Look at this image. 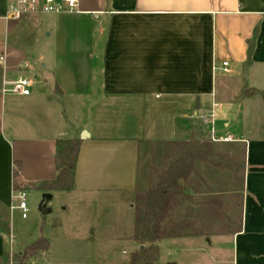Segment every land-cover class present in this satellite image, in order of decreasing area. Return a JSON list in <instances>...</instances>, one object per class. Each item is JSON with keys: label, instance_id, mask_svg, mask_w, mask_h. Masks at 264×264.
<instances>
[{"label": "crops", "instance_id": "crops-1", "mask_svg": "<svg viewBox=\"0 0 264 264\" xmlns=\"http://www.w3.org/2000/svg\"><path fill=\"white\" fill-rule=\"evenodd\" d=\"M7 5L0 0L1 28L10 26L4 19ZM81 9L83 14L53 15L46 36L55 37V46L49 62L43 59L37 69L41 79L28 97L2 94L4 82L17 78L28 60L22 45L0 41V57H6L0 64V264H10L9 237L20 220L16 191L50 194L45 202L56 194L134 193L142 140L192 137L197 131L191 126L203 123L199 117L216 103L218 77L225 78L226 92L231 83L239 87L225 98L226 107L218 105L217 122L221 135L235 140L226 145L244 156L242 232L164 240L158 264H178L175 257H162L165 241L206 239L210 247L221 237L232 240L233 253L214 264H264V97L240 98L245 90L264 91V0H81ZM77 38L89 39L86 51ZM68 109L74 113L72 128L64 126ZM120 117H128L129 124L109 120ZM130 128L141 138L118 133ZM103 130L116 135L104 136ZM83 131L86 140L80 139ZM75 139L82 145L74 190H36L58 176V143ZM68 210V205L59 212L46 209L57 220L44 222L39 239L49 248L32 264H130L142 248L133 240L132 220L126 228L117 223L109 231L100 226L90 232L80 221L69 222ZM13 237L18 253L35 242L19 244ZM185 257L182 264L200 261Z\"/></svg>", "mask_w": 264, "mask_h": 264}, {"label": "rangeland", "instance_id": "rangeland-1", "mask_svg": "<svg viewBox=\"0 0 264 264\" xmlns=\"http://www.w3.org/2000/svg\"><path fill=\"white\" fill-rule=\"evenodd\" d=\"M57 17L53 15H43V16H32L26 18L20 22H10L9 28L4 26L0 27V41L3 45L6 43L9 46H18L22 45L25 48L27 53V60L31 65V72L28 73L29 76L34 77L38 75L36 82H39L41 79L40 71L41 62L45 59V62H49L52 49L55 46V37H47V33L52 32V20ZM75 19V16L72 17ZM84 19V18H82ZM74 22V21H73ZM43 34V35H42ZM87 38H77V46L81 48V52L86 51L88 47ZM54 42V44L52 43ZM84 57L80 53L79 57ZM85 61V60H83ZM38 69V70H37ZM224 79L218 77L216 82V103L222 104L225 107L227 104L226 97L234 95L238 92V85L230 84L228 85V92L224 84ZM224 86V87H223ZM259 86V85H258ZM248 87L245 86V89ZM135 107V106H134ZM220 108V107H219ZM215 110L216 121H219V113L222 109ZM70 112L66 113L67 119L64 123L66 128H72L74 124V113L72 109H68ZM65 113V108L62 109ZM213 104H211L210 109L207 115L212 114ZM136 113V112H135ZM110 122H122L124 124H129L128 117H120V119L113 118L109 119ZM139 120V119H138ZM35 124V123H34ZM73 125V126H72ZM72 126V127H71ZM218 126V122H217ZM192 129H196L194 135H200L205 133L206 136H209L208 124L196 123L191 126ZM125 136H137L140 137L139 133L134 132V129L123 130ZM104 136H113L116 134L111 133L112 130H103L101 131ZM111 133V134H110ZM193 135V136H194ZM192 136V137H193ZM81 137V135H80ZM192 137L186 140H174V141H188ZM141 138V137H140ZM167 141L163 140H145L141 142L140 149V164L138 169V185L136 190L132 194H118L116 196H104V197H94L86 196L85 198L76 197V196H65L64 194H56L54 198L49 202H43V195L38 192H28V219L22 220V213L20 214V220L16 221L14 226L13 235H15L17 242H33L37 241L41 236L42 228L44 222L47 221L46 225L49 226L51 220H54L55 215L48 216L43 215L40 212L39 207L42 206L45 210L47 208L53 209L54 211H61V208L68 205L69 210L65 214V218H69V222L80 221L81 224L85 225L90 232H97L100 226L107 228V231L110 230L111 225L120 223L123 228L129 226L130 221L132 220V225L135 222V211L131 209V206H135L138 203V194L145 192L152 188V185L158 182V173L159 169L163 166L164 163V149ZM215 148V151L224 155H227L225 158L230 160L234 169H212L207 167L205 164H198L199 176H204L207 180L209 188L213 190L215 195L219 197L221 203L214 206L215 214L209 216L208 211L206 214L202 215L200 213L193 212L192 215L197 217L200 225H204L205 228L209 230L208 233H211L209 237L213 236H224L227 235L225 232L237 228L240 225V216L242 210V166L244 164V156L241 149L232 148V142L229 143H213L210 141ZM204 188V187H203ZM206 195L197 197V201L204 200ZM191 203L184 202L178 208V215H186V211L189 208H193ZM135 208V207H134ZM198 209V207L194 208ZM61 213V212H60ZM133 217V218H132ZM46 219V220H45ZM57 220V219H55ZM119 224V225H120ZM118 225V226H119ZM116 233V232H114ZM119 233V232H117ZM207 237V238H209ZM206 240V239H205ZM205 240L195 239V240H178V241H165L161 246L162 257H171L176 258L178 264H182L185 261V256H192L200 261L195 264H214L212 260H225L232 256L233 242L229 237H221L215 239L213 245L206 247ZM186 241V242H185ZM14 243L9 240V250L12 251L10 256V262L16 264L15 258L19 253L14 250ZM123 246L127 247V244ZM209 246V245H208ZM27 248V247H26ZM22 251V253L26 250ZM14 251V252H13ZM139 251V250H138ZM199 257V258H198ZM34 257H31L27 260L28 264L33 263ZM196 259V260H197ZM183 260V261H182ZM218 264L221 263V261Z\"/></svg>", "mask_w": 264, "mask_h": 264}, {"label": "trees", "instance_id": "trees-1", "mask_svg": "<svg viewBox=\"0 0 264 264\" xmlns=\"http://www.w3.org/2000/svg\"><path fill=\"white\" fill-rule=\"evenodd\" d=\"M262 94L255 89L245 90L241 99ZM205 133L194 135L188 141H167L164 149V163L157 171L158 182L149 190L138 194L135 207L133 240L142 248L135 252L130 264H158L160 254L159 243L164 240L184 237H209V230L200 225L199 219L192 215L195 212L209 216L215 214L214 206L221 203L219 197L209 188L204 176H199L198 164H205L214 169H234L227 155L215 151ZM82 141L80 139L61 141L58 143L56 165L58 176L54 181L42 182L35 189L46 192H71L75 188V172ZM228 157V156H227ZM242 170H245L243 164ZM242 180V186L244 181ZM204 187V188H203ZM206 195L204 200L197 197ZM184 202L191 203L198 209L189 208L186 215H178V208ZM242 206V205H241ZM193 212H190V211ZM240 225L227 230L226 234L242 232V210ZM49 248L45 238H40L16 255V264H28L27 260Z\"/></svg>", "mask_w": 264, "mask_h": 264}, {"label": "built area", "instance_id": "built-area-1", "mask_svg": "<svg viewBox=\"0 0 264 264\" xmlns=\"http://www.w3.org/2000/svg\"><path fill=\"white\" fill-rule=\"evenodd\" d=\"M63 13L83 14L81 9V0H8L7 11L4 17L7 23L20 22L32 16L43 15H60ZM5 55L0 57V64L5 63ZM229 64L224 63L222 70L229 72ZM19 75L13 80H6L3 85L2 94L15 95L20 97H28L31 95L32 88L35 84V77H31V65L28 61H24L19 68ZM219 108L217 103H213V112L207 116H200L199 119L208 124V134L213 143H229L235 140L231 136H222L218 126L215 110ZM189 118H196L195 115L189 114ZM16 208L22 213V218H28V191L19 190L14 194ZM11 242L14 237H9ZM11 260V259H10ZM13 264V262H10Z\"/></svg>", "mask_w": 264, "mask_h": 264}, {"label": "water", "instance_id": "water-1", "mask_svg": "<svg viewBox=\"0 0 264 264\" xmlns=\"http://www.w3.org/2000/svg\"><path fill=\"white\" fill-rule=\"evenodd\" d=\"M88 137H89L88 132L83 131L82 134H81L80 139H81V140H86ZM43 199H44L43 202L45 203L46 200H50V199H51V195H50V194H45V195L43 196ZM39 210H40V212L43 213V215H46L47 212H48V211H46L42 206L39 207Z\"/></svg>", "mask_w": 264, "mask_h": 264}]
</instances>
